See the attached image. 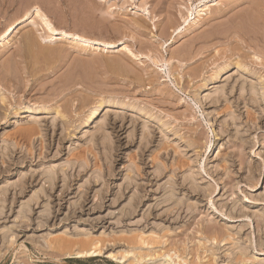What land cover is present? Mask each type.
Masks as SVG:
<instances>
[{"label":"rangeland","instance_id":"obj_1","mask_svg":"<svg viewBox=\"0 0 264 264\" xmlns=\"http://www.w3.org/2000/svg\"><path fill=\"white\" fill-rule=\"evenodd\" d=\"M210 1L0 0L55 30L0 42V264H264V0Z\"/></svg>","mask_w":264,"mask_h":264},{"label":"bare ground","instance_id":"obj_2","mask_svg":"<svg viewBox=\"0 0 264 264\" xmlns=\"http://www.w3.org/2000/svg\"><path fill=\"white\" fill-rule=\"evenodd\" d=\"M208 1L210 0H196V4L197 5H200V7H203L205 8L204 5L201 6V4H204V3H207ZM211 2V1H210ZM195 4V5H196ZM31 6V5H30ZM193 8H195V6L193 7V3H187L185 4V7H183L184 11H186L187 14H189L191 17H192V11H193ZM198 8V7H197ZM196 9V8H195ZM202 10L200 9L199 11L197 10L196 13L198 14V12H201ZM33 12V13H31ZM31 12H26L19 20H17L16 22L12 23L8 28H6V30L0 34V42L3 40H5L9 35H11L13 32H15L17 30V28L23 24L24 22L27 21V19L29 18V16L32 14V16L34 15L35 17H38L43 25L46 27L47 31L50 32V33H55V30L50 26V24L48 23L47 19L44 18V16H42L41 12L37 9V8H33ZM196 15V14H195ZM46 16V15H45ZM188 19V16L185 17L184 19V25L181 26V27H177V29L175 30L177 32L178 35H180L183 31L186 30V28L190 27L194 21V19L192 18L191 19ZM261 20V19H260ZM256 21V20H255ZM251 30V29H250ZM59 36H61V38H67V39H72V41L74 40H77V42L79 41L82 45L84 46H89V45H95L96 48H99L103 51H110V50H113L115 49V45L114 44H109V43H100L99 42H92L91 40H88V39H85V38H80L76 35H69V34H66L64 32H58L57 33ZM89 35V34H88ZM261 40V39H260ZM31 41V40H30ZM32 42H29L27 45H28V48L31 46ZM118 44V43H117ZM31 54V53H29ZM186 55V54H185ZM57 57V56H56ZM9 62V61H8ZM8 62L6 64H8ZM12 63V62H11ZM231 64V63H230ZM8 66V65H7ZM6 66V67H7ZM12 66V65H11ZM15 65H13L14 67ZM5 67V65H4ZM5 67V68H6ZM51 67V66H50ZM4 68V69H5ZM8 69V67L6 68ZM9 71V70H8ZM13 71V70H12ZM250 80V79H248ZM259 82V81H258ZM260 85V84H259ZM257 88V87H256ZM263 89V88H262ZM256 90V89H255ZM258 93V92H257ZM196 98V97H195ZM200 98V97H199ZM86 102V101H85ZM103 103L100 102L98 104V106L96 108H94L93 110H91L88 114H87V117H86V123L90 122V120H92V118L95 116V114L97 113V109L102 105ZM189 177V176H188ZM170 195V194H169ZM214 238V237H213ZM140 243H141V246H144L145 243L146 244H151V245H156L157 243L155 242L156 240L155 239H148V238H142V239H139ZM235 241V240H234ZM88 243V241L86 242ZM85 243V244H86ZM159 243V242H158ZM160 244V243H159ZM95 245V244H94ZM93 243L90 242V244L88 243L84 248H80L81 250H79L80 252H78L77 254L78 255H95L96 253H100V249L97 248L96 246H94ZM236 246V245H235ZM145 247V246H144ZM233 248V247H232ZM231 249V248H230ZM144 255H147V256H151L149 254H140V258L142 259L144 257ZM234 255V254H233ZM161 256H163V254H160V255H157L155 256L154 258H160ZM202 257V256H201ZM251 259V258H249ZM245 261V259H244ZM254 261V260H252ZM257 261V260H256ZM194 262V261H193ZM130 264H134V263H130ZM192 264V263H191Z\"/></svg>","mask_w":264,"mask_h":264}]
</instances>
